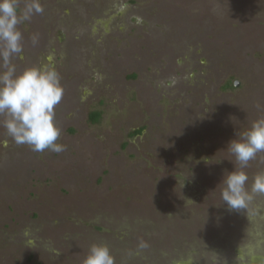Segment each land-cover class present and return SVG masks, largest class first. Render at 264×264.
I'll return each mask as SVG.
<instances>
[{
  "label": "rangeland",
  "instance_id": "obj_1",
  "mask_svg": "<svg viewBox=\"0 0 264 264\" xmlns=\"http://www.w3.org/2000/svg\"><path fill=\"white\" fill-rule=\"evenodd\" d=\"M42 4L13 62L55 64L65 150L0 127V264H81L93 243L115 264H264V194L243 214L220 196L227 142L264 116V0Z\"/></svg>",
  "mask_w": 264,
  "mask_h": 264
},
{
  "label": "clouds",
  "instance_id": "obj_2",
  "mask_svg": "<svg viewBox=\"0 0 264 264\" xmlns=\"http://www.w3.org/2000/svg\"><path fill=\"white\" fill-rule=\"evenodd\" d=\"M43 12L42 0H26L23 9L19 0H0V127L16 145H28L34 152L60 153L65 146L57 142L61 129L55 120V108L64 89L55 64L48 58L47 62L18 71L13 62L23 51V34L18 25ZM32 42H37L35 36ZM226 147L239 167L223 174L221 200L229 211L243 214L255 194H264V171L252 177L250 188L245 171L249 161L264 152V116L236 132ZM147 246L143 242L140 245ZM81 264H115V258L106 243H93Z\"/></svg>",
  "mask_w": 264,
  "mask_h": 264
},
{
  "label": "trees",
  "instance_id": "obj_3",
  "mask_svg": "<svg viewBox=\"0 0 264 264\" xmlns=\"http://www.w3.org/2000/svg\"><path fill=\"white\" fill-rule=\"evenodd\" d=\"M99 115L100 114L98 112L93 113L92 119L97 120L99 118ZM141 131H142V129H139V130H136L134 133H139Z\"/></svg>",
  "mask_w": 264,
  "mask_h": 264
},
{
  "label": "water",
  "instance_id": "obj_4",
  "mask_svg": "<svg viewBox=\"0 0 264 264\" xmlns=\"http://www.w3.org/2000/svg\"><path fill=\"white\" fill-rule=\"evenodd\" d=\"M236 85H239V82H237Z\"/></svg>",
  "mask_w": 264,
  "mask_h": 264
}]
</instances>
